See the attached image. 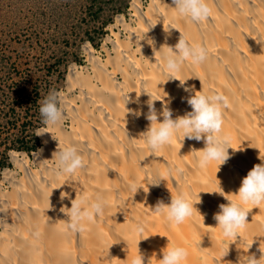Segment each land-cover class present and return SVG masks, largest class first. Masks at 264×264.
<instances>
[{
	"label": "bare ground",
	"instance_id": "obj_1",
	"mask_svg": "<svg viewBox=\"0 0 264 264\" xmlns=\"http://www.w3.org/2000/svg\"><path fill=\"white\" fill-rule=\"evenodd\" d=\"M208 2L212 15L201 25L174 19L172 0H133L132 17L120 16L110 25L102 51L90 43L84 45L86 65L71 67L68 88L62 92L68 117L62 129L53 131L62 143L80 148L90 167L77 170L71 178L57 174L53 154L59 141L51 133L41 136L39 156L38 151L33 158L12 152L15 168L6 169L5 185L0 183V264H130L139 251L146 264L149 259L150 264H159L162 249L177 245L188 250L184 264H239L240 257L243 264L247 255L260 257V240L253 239L264 233V202L245 205L252 209L248 224L240 229L244 239L234 242L235 237H225L213 218L219 205L228 203L219 193L202 191L193 216L181 224L170 225L162 213L153 210L158 201L170 203L171 191L176 194L181 187L192 200L199 199L192 193L220 185L225 195L239 199L236 193L242 179L256 164L264 163L259 158L260 150L264 154V42L258 41L264 38V0ZM169 24L209 49L207 62L196 65L194 71L201 76L205 91L215 89L230 101L221 134L237 149L230 148L229 159L220 166L212 161L206 169L196 167L191 151L202 149L203 140L186 138L182 143L174 137V147L163 148V157H155L140 136L150 124L145 118L150 99L145 88L153 98L162 99L155 101L158 111L165 102L174 118L191 110L184 98L194 93L180 87L178 79L166 81L156 63L155 51L159 57L161 46L174 47L182 35L176 28L165 32ZM144 35L139 44L137 36ZM192 74L188 68L180 78ZM162 79L166 82L159 84ZM202 81L190 77L185 86L199 91ZM135 111L142 114L136 116ZM133 141L138 148L131 147ZM154 168L168 176V186L167 181L148 186L146 170ZM177 169H183V175ZM131 182L143 183L148 191L141 188L133 194L125 187ZM98 190H103L111 207L88 225L83 236L68 233L64 212L69 211L71 201L82 193L92 198ZM62 194L67 196L62 199ZM122 207L128 209L126 215ZM139 220L144 221V235L149 236L141 241L133 230ZM114 232L124 236L129 247L127 241L117 242Z\"/></svg>",
	"mask_w": 264,
	"mask_h": 264
},
{
	"label": "clouds",
	"instance_id": "obj_2",
	"mask_svg": "<svg viewBox=\"0 0 264 264\" xmlns=\"http://www.w3.org/2000/svg\"><path fill=\"white\" fill-rule=\"evenodd\" d=\"M172 3L175 9L174 19H182L185 22L191 21L202 25L212 15V7L208 0H172ZM161 18L165 19L163 14H160ZM172 28L180 30V28L173 24H169L165 28V32L170 34ZM180 32L182 35L174 47L165 43L164 45H168V47L161 46L159 48L160 56L158 57L155 51V57L156 63L163 69L162 74L167 77L166 81L178 79L180 81V87H183L186 92L194 93L184 98L187 104L191 106V110L174 118L173 110L165 102L162 111H158L155 106V101L162 99L153 98V93L145 88L144 92L150 96V99L146 102L148 111L145 114V118L150 121V124L140 136H142L144 143L147 145V149L155 157L162 156L160 153L163 148L174 147V137L179 138L182 143L186 138L196 141L203 140L205 146L202 149H193L191 151L196 162V167L203 170L212 161L220 162L219 166L225 163L231 155L229 149H237L232 146L231 139L228 136L221 134L224 125L225 110L229 109L231 105L228 97L223 93L215 89L205 91L201 76L194 71L196 65H203L207 62L209 49L204 45L193 43L190 37L181 30ZM145 35L143 38L137 36L136 40L139 44L145 38ZM258 41L264 42V38ZM148 43L152 44L155 48V43L151 38L148 39ZM188 68L193 69V74L186 79H181L180 74ZM190 77H198L202 81V90L195 91L194 86H185V82ZM166 81L162 79L159 81V84ZM128 100L129 97L127 94L126 103ZM39 111L42 117V126L36 128L34 134L43 136L45 133H51L52 137L59 141L58 150L53 154L57 174H64L71 178L75 176L77 170L88 169L90 162L84 158L82 150L74 143H62L53 131V129H62L68 117L63 94L56 90L50 91L42 101ZM141 114L140 111L134 112L136 116H140ZM160 117L163 119L161 120ZM131 147L133 149L138 148L134 141ZM141 150L143 149L141 148ZM39 155L40 152L38 151ZM259 158L261 161H264V154L261 153V150ZM115 170L118 172L117 169ZM146 171L149 174L144 177V180L148 182V186H158L162 181H167L168 186V176L159 168ZM177 171L183 175V169H177ZM125 187L133 194H136L141 188L145 192L148 191L145 190L143 183H126ZM202 191L219 193L226 197L228 203L220 204V210L214 214L213 218L225 237H235V240L232 242L236 241L238 237L243 240L244 237L240 229L248 224L247 218L252 209L245 205L251 202L253 205L259 206L261 202H264V163L256 164L242 179L241 186L238 189V193H236L239 199H233L225 195L220 185L218 189L211 191L201 190L198 194L192 193V195L199 196V199L192 200L189 198V193L185 192L181 187L176 194L171 191L170 203H164L162 200L158 201L153 210L162 213L170 225L173 223L181 224L186 218L193 216V209H197L195 205L201 201L200 193ZM64 196L67 195L62 194L61 198L63 199ZM110 207L111 202L104 195L103 190H98L92 198L86 193H82L79 197L76 195L75 199L71 201L69 211L64 212L62 209L67 214V223L64 227L68 233L83 236L85 232L89 231L88 225L94 223L95 218H102ZM120 211L126 215L128 209L122 207ZM133 230L142 237L140 241L149 237L144 235L146 225L143 220L137 221ZM114 235L118 238L117 242L120 240L127 241V247H129V241L124 236L120 235L119 232H114ZM262 238H264V233H257L253 239V242L254 240H260V257L257 258L255 254L247 255L248 258L243 260V264H262V261H264V239ZM228 252L229 248L224 250L220 259H223ZM162 253V258H159V264H184L189 255L187 248L180 245L174 247L167 246L162 249ZM241 261L242 257L239 259V264H241ZM130 264H146L145 255L139 251L138 254L131 257ZM147 264H150V259L147 260Z\"/></svg>",
	"mask_w": 264,
	"mask_h": 264
},
{
	"label": "rangeland",
	"instance_id": "obj_3",
	"mask_svg": "<svg viewBox=\"0 0 264 264\" xmlns=\"http://www.w3.org/2000/svg\"><path fill=\"white\" fill-rule=\"evenodd\" d=\"M133 0H0V183L12 152L31 158L50 91L64 92L73 65H86L84 45L98 51ZM104 55V52H101Z\"/></svg>",
	"mask_w": 264,
	"mask_h": 264
}]
</instances>
